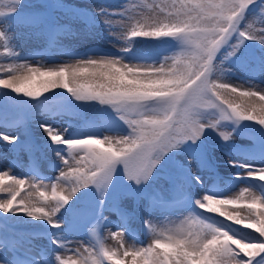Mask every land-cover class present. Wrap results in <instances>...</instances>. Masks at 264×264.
Wrapping results in <instances>:
<instances>
[{
	"label": "snow or ice",
	"instance_id": "snow-or-ice-1",
	"mask_svg": "<svg viewBox=\"0 0 264 264\" xmlns=\"http://www.w3.org/2000/svg\"><path fill=\"white\" fill-rule=\"evenodd\" d=\"M255 4L257 0H168L149 5L123 3L119 8L94 5L92 11L77 10L73 15L89 25L102 22L122 42L119 54L66 53L68 60L48 64L20 57L14 22L27 15L34 36L46 44L39 55H47L58 36L68 31V26L53 19L50 12L71 10L73 6L63 0H41L25 13L28 6L24 0H3L6 10H0V90L41 104V97L61 89L75 101L107 106L126 131L108 126L105 132L90 125L69 133L67 128L40 123L51 141L49 149L60 161L58 174L44 180L17 176L11 167L0 170V193L6 194L0 197V213L23 214L59 229L62 221L58 213L83 189L94 186L103 208L118 169L131 184L145 185L165 156L186 142L198 148L197 142H202L207 130L227 142L235 131L229 124L251 121L264 129V55L256 58L251 69L254 79L242 83L246 87L235 86L225 75L229 70L223 67L224 61L249 41L264 49V16L247 15ZM260 11L264 13V4ZM256 24L261 25L259 30ZM117 26L119 31L113 32ZM233 37L235 42L230 43ZM137 38H169L177 42L178 50L159 61L148 62L150 57L126 59L135 56L132 49ZM226 45L229 50L220 59ZM257 78L262 83H255ZM233 96L245 99L235 103ZM67 105L76 107L71 101ZM8 115L20 124L26 119L22 111ZM5 118L0 110V125ZM0 140L28 147L30 152L35 150L17 135L0 132ZM199 159L206 166L202 153ZM229 163L245 170L236 174L238 179L264 182V153L259 163ZM194 167L192 163L178 165L174 188L193 182L202 186ZM122 195L134 198L139 206L149 194L133 188ZM192 203L195 210L176 221L157 225L144 219L150 234L146 246L128 243L126 225H115L113 230L101 212L87 231L95 234L98 229H107L108 236L100 235L76 247L72 241L53 239L52 243L62 249L55 255V264H264V194L242 186L226 195L203 191ZM111 207L130 218L118 200ZM243 229L248 230L247 239L238 235ZM109 237L117 241L113 248L103 244Z\"/></svg>",
	"mask_w": 264,
	"mask_h": 264
},
{
	"label": "rangeland",
	"instance_id": "rangeland-1",
	"mask_svg": "<svg viewBox=\"0 0 264 264\" xmlns=\"http://www.w3.org/2000/svg\"><path fill=\"white\" fill-rule=\"evenodd\" d=\"M38 1L41 2V0ZM35 2L38 4L37 1ZM63 2L66 5L73 6L71 11L74 12L84 9L92 11L94 5H102L108 8H119L123 3H128L130 6L132 4L149 5L152 3H166L168 0H63ZM0 4L3 5V0H0ZM262 4H264V0H258L257 4L251 6L247 13L248 17L264 16V13H261L260 11ZM28 9L30 8L24 10ZM51 13L52 12H50V14ZM60 16L65 18V21H68L69 24L72 21L71 19L74 18V15L69 12H63ZM91 25H93V27L88 28L90 25L83 26L77 24L70 27V24L68 29L83 30L78 34L68 35L65 38L66 43L60 42V45L56 46L54 50H52V48L47 55H39V53L44 51L46 44L42 39H37L34 36L32 20L27 15L22 16L14 22L16 51L20 53L21 58L41 61L48 64H59L68 60L70 57L65 51H69V47L78 48L80 50L82 49V52L80 53H73L76 56L90 52H97L101 54H119L118 49L121 47L122 42L117 40L115 35L109 33V30L102 22ZM254 27L259 30L261 25L256 24ZM118 31V26L113 29V32ZM137 39L139 40L135 43L132 51L136 50L138 46L142 44V39ZM233 42H235V37H233V40L230 41V43ZM77 44H79L78 47H76ZM87 44L92 46L87 47ZM254 45L255 49L257 48L256 58L264 55V49H261L256 43H254ZM176 50H178V47L169 52H160L157 58L148 62L159 61L164 56L171 55V53ZM228 50L227 45L222 48L219 58L223 59V56ZM0 51H2V49H0ZM248 55L247 53H242L240 56L237 55V57L233 56L228 58L223 63V67L229 70L225 73V75H227L231 79V82L237 87H246V85H243L242 83L245 80L254 79L251 69L255 63L254 60L256 59L250 52H248ZM126 59L130 58L126 57ZM254 82L257 84L262 83V81L258 78L255 79ZM261 86L264 87V83H262ZM232 99L235 103H240L245 98L233 96ZM76 103L80 106L79 111L73 110L64 103H60L58 106L44 104L42 107H38L24 113L26 119L21 124L17 123L4 112L6 118L4 119L3 124L0 125V132H5L8 135H17L20 137L21 141L26 139L32 144H34L32 138L37 139L39 142H37L38 144L34 146L35 150L30 152L28 147L21 145L12 146L3 140H0V170H3L5 167H11L13 174L20 177L35 176L37 179H54L58 174L60 161L58 160L55 152L49 149L48 145L51 144V141L45 135L43 129L40 128L39 124L50 123L56 128H67L69 133L78 132L81 128L90 126L85 120L88 119L89 114L92 113L91 107H87L85 103ZM102 111L103 112H100L97 109L94 111V115L97 113L115 114L112 110ZM93 121H95V123L91 126H98L101 131L107 132L108 128L101 118H93ZM228 127L230 129L235 128L233 137L230 141H222L215 132L207 130L206 135L202 138V142H197L199 144L198 148L195 146L190 147V142H186L179 148L174 149L169 153L167 158L170 160L160 162L153 173V177L147 184L160 196H172L173 189H181L188 192L191 195L192 200L199 198V195L203 191H211L218 195H226L230 192H237L238 188L242 186L251 187L261 194H264V182L249 177H244L245 181L242 180V178L238 179L236 174L238 172L243 173L245 170L239 167H233V165L229 163V160L235 161L238 165L246 163H259L261 162V154L264 153V149L256 144H253L254 137L242 133L240 128L236 125L229 124ZM122 131H126L125 126ZM27 146L30 145L27 144ZM201 153L205 157L206 166H202L200 163L199 156ZM28 156L33 157V163H28ZM42 156L46 157V160L50 159L51 164H44V162L41 164L39 159H42ZM192 157L196 158L192 159ZM189 163L195 165L193 171L195 175L198 174L197 176L200 177L203 182L202 186L193 182L191 185H186L182 188H174L173 179L169 178L170 172L177 171L175 167H178V165H184L187 167ZM166 166H168V168H166ZM178 170L180 169L178 168ZM123 176L122 170L118 169L113 178V183L110 186L108 193L105 195L104 208L107 216H104L111 222L109 226H113V230H115V225L123 224L126 225L127 229H130L134 233L133 236L129 235L130 239L127 240L130 244L141 242L146 246L149 242V232L143 231V228L145 227L144 219H151L153 224L158 225L159 223L161 224V222L166 223L168 221H176L177 217H180L182 213L184 214L183 216H186L188 214L187 212L195 210V205L192 204L189 207L174 211H159L147 202V198H142L139 206H137V201L134 198L122 195L133 187V184L130 182L123 181ZM175 176H177V174ZM118 181H120V186L122 185L123 187L119 186L116 189L117 191H114V189L111 188L115 186ZM126 183H130L129 185L132 187L125 185ZM147 184L141 185L140 187L142 189L149 190V186ZM89 191L91 196L79 197L81 193L79 192L76 197L73 198V202L70 201L69 204L77 205L82 201L86 202L89 197H99V193L94 186H92ZM141 192L147 193L144 191ZM1 194L3 195L0 197L6 196L4 193ZM25 194L26 193L23 192L21 193V195ZM117 200L119 201L121 207L130 214V218L123 217L120 213L112 209L111 205L113 201ZM70 208L71 205H67L64 209H61L60 213H58V217H60L62 221L59 229L50 227L46 221L34 220L24 216L23 214L5 215L0 213V233L3 231L4 233L7 232L10 235L14 251L18 252L20 257L22 256L23 259H25L24 261L23 259L15 257L11 260L13 263H0L32 264L33 260L35 262L40 261L39 264H43L42 261L45 260V257L43 258V256H46L52 264H55V255L58 251H62V249L52 243L53 239H57L59 241H72V246L76 247L81 243L86 244L89 240L94 241L100 235L105 237L108 236L107 229L103 230V232L98 229L97 233L93 234L87 231L88 226L77 225L72 222L70 218ZM149 212L151 213L150 215ZM6 224L9 226L8 230L5 228ZM41 228L47 229L48 236L41 235ZM238 235H242L247 239L248 230L243 229L238 232ZM103 244L106 248H113L116 246L117 241L109 237L108 239L103 240ZM0 249H2L1 242ZM26 255L31 257V260Z\"/></svg>",
	"mask_w": 264,
	"mask_h": 264
},
{
	"label": "bare ground",
	"instance_id": "bare-ground-1",
	"mask_svg": "<svg viewBox=\"0 0 264 264\" xmlns=\"http://www.w3.org/2000/svg\"><path fill=\"white\" fill-rule=\"evenodd\" d=\"M196 172H198V171H196ZM198 175V174H197ZM207 179V178H206ZM183 213H182V215L180 216V217H177V219L176 220H178L179 218H182L183 217ZM169 217H171V216H169ZM159 223V222H158ZM161 223H163V222H161ZM160 224V223H159ZM17 257V258H19V259H23V257L21 256L20 257V255H17L16 253H13V255L12 256H8V255H0V257H1V260H0V262H3V263H9V262H11V263H13L11 260L13 259L12 257ZM27 256V255H26ZM27 257H29V256H27ZM29 259L31 260V257H29ZM24 261H25V259H23ZM33 261V260H32ZM33 262H35V261H33ZM3 263H0V264H3ZM46 263L47 264H52L51 263V261L49 260V259H47L46 258ZM15 264H17V263H15Z\"/></svg>",
	"mask_w": 264,
	"mask_h": 264
}]
</instances>
